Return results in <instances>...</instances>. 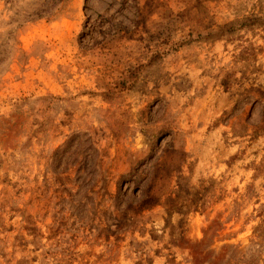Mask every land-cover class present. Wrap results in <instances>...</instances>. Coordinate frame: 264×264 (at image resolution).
I'll return each mask as SVG.
<instances>
[{
  "label": "rangeland",
  "instance_id": "obj_1",
  "mask_svg": "<svg viewBox=\"0 0 264 264\" xmlns=\"http://www.w3.org/2000/svg\"><path fill=\"white\" fill-rule=\"evenodd\" d=\"M264 0H0V264H264Z\"/></svg>",
  "mask_w": 264,
  "mask_h": 264
},
{
  "label": "trees",
  "instance_id": "obj_2",
  "mask_svg": "<svg viewBox=\"0 0 264 264\" xmlns=\"http://www.w3.org/2000/svg\"><path fill=\"white\" fill-rule=\"evenodd\" d=\"M257 235H258V237L261 236V238H263V240H264V230L259 232V233H257Z\"/></svg>",
  "mask_w": 264,
  "mask_h": 264
}]
</instances>
